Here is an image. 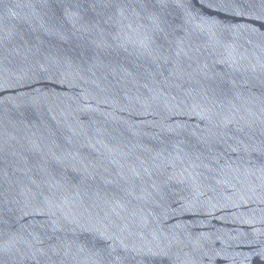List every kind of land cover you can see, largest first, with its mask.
Wrapping results in <instances>:
<instances>
[{
	"label": "water",
	"instance_id": "water-1",
	"mask_svg": "<svg viewBox=\"0 0 264 264\" xmlns=\"http://www.w3.org/2000/svg\"><path fill=\"white\" fill-rule=\"evenodd\" d=\"M0 264H264V0H0Z\"/></svg>",
	"mask_w": 264,
	"mask_h": 264
}]
</instances>
